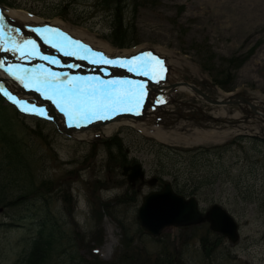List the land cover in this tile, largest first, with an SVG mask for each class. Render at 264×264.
Here are the masks:
<instances>
[{"label":"rangeland","instance_id":"1","mask_svg":"<svg viewBox=\"0 0 264 264\" xmlns=\"http://www.w3.org/2000/svg\"><path fill=\"white\" fill-rule=\"evenodd\" d=\"M100 2L0 0L43 22L59 21L112 51L162 50L168 91L149 96L152 113L140 123L147 131L160 127L166 140L127 125L107 136L95 130L86 139L70 138L55 124L20 116L1 101L0 115L26 144L36 190L18 200L15 186H2L0 264H14L27 248L30 219H46L56 233L46 264H93L95 256L102 264H264V117L253 115L241 99L212 106L177 90L188 83L212 99L243 93L264 107V0L126 1L122 18L135 38L121 49L109 36L114 13ZM217 111L225 114L215 117ZM208 115L233 124L211 122ZM229 128L239 132L217 142L194 141L195 131ZM112 136L123 145L125 165L144 172L132 187L103 144ZM151 179L153 186L147 184ZM166 183L195 197L202 213L222 206L238 224L239 241L232 245L207 224L166 228L157 238L143 233L136 220L142 198Z\"/></svg>","mask_w":264,"mask_h":264},{"label":"snow or ice","instance_id":"2","mask_svg":"<svg viewBox=\"0 0 264 264\" xmlns=\"http://www.w3.org/2000/svg\"><path fill=\"white\" fill-rule=\"evenodd\" d=\"M4 17L0 15V21H3ZM46 31H51L52 33H59V29H45ZM18 31V30H17ZM37 34H41L39 30L33 29ZM3 33V25L0 24V34ZM61 35H65L61 33ZM70 39V38H69ZM45 42L49 41L45 39ZM74 44L80 45L79 41H75ZM52 47H57L56 44H51ZM25 49H28L25 53ZM0 51L10 52V51H19L20 56L25 54L29 56H38L40 55L37 52V45L35 41L25 40L23 45H16L13 41V47L9 48L0 44ZM64 55H76L74 52L64 51L61 49ZM84 51H91L84 47ZM95 56L103 57V53H95ZM142 57L144 59H142ZM47 60V57H41ZM78 59H86L83 55H78ZM136 61L135 66H132V62ZM55 63L56 61H50ZM92 63H103L105 65L113 66H124L122 61H115L108 58H103L101 61L92 60ZM129 71H136L137 74L150 77L152 72L155 71V66L158 65L160 70L166 72L167 69L164 67V62L156 57L151 52H144L138 56L132 57L129 61ZM38 67L43 68V65ZM67 67L72 68L73 65H67ZM75 67H79L76 65ZM0 68H3L14 80L18 81L25 88H34L39 90L41 87L45 88L52 95L46 96V99L53 100V103L64 112L66 116H70L79 121V119L88 120L91 122L92 119L95 120H106L111 118V114H116L118 110L122 111H132V109L140 106L141 97L143 93V81L137 82L136 84L130 83L129 81L121 80H109L103 81L97 79L95 82L85 79L71 78L67 80H61L55 74L49 73L47 78L41 79L40 76L35 72H29L26 69H23L20 65L10 66L8 68L4 67V61L0 60ZM15 70H11V69ZM101 71H106V69H101ZM64 76L68 77V73H63ZM163 79L161 75L159 77ZM0 94L6 96L13 104H15L20 111L29 112L30 109L23 106V102L18 101L10 92L6 89L0 87ZM54 97H59L60 101L54 99ZM139 115V112L135 113ZM79 126V124H77Z\"/></svg>","mask_w":264,"mask_h":264},{"label":"trees","instance_id":"3","mask_svg":"<svg viewBox=\"0 0 264 264\" xmlns=\"http://www.w3.org/2000/svg\"><path fill=\"white\" fill-rule=\"evenodd\" d=\"M100 1L102 7L108 8V10H111L110 12L114 13L109 36L114 46L122 48L135 38L134 29L125 23L122 18L125 2L129 0ZM231 62L233 63V60ZM237 62L240 64L241 61ZM216 84L223 90L229 89L225 81H216ZM38 127L40 126L38 125ZM103 144L108 148L110 156H113L117 163L121 165L128 163L125 150L119 139L113 136L104 141ZM25 145L22 138L18 137L17 133L13 131L12 123L0 115V204L6 198V195H4L5 189L2 186L7 183L10 189L15 186L17 191L21 193L17 197L18 200L25 198V196L36 190L30 165L24 155ZM18 200L9 205H16ZM26 223L28 224L27 231L32 232V237L28 240L27 248L24 249L14 264H46L54 252V246L52 249V245L56 240V233L46 225V219L39 221L30 219ZM205 253L208 255V251ZM92 262L93 264H101L96 258ZM73 264L76 263L73 262Z\"/></svg>","mask_w":264,"mask_h":264},{"label":"bare ground","instance_id":"4","mask_svg":"<svg viewBox=\"0 0 264 264\" xmlns=\"http://www.w3.org/2000/svg\"><path fill=\"white\" fill-rule=\"evenodd\" d=\"M0 15L4 17L3 26L6 30H10L14 32L18 37H20V40H32L35 41L37 45V52L40 54L38 56H34L32 58L30 57H22L20 58L17 56V54L14 52L12 55H2L0 54V60L2 61H9V59H19L20 61H36L38 62L39 59H42L44 52H49V48L45 47L42 43L44 40V35L42 34H35L33 29H37L40 31V33L43 34H54L56 35L57 33H52L51 31H46L45 29H59L60 32H67L68 35L73 37L76 40H79L83 42L86 45H90L94 49H99L103 50L107 53L109 56H120V57H129L132 56L133 54L136 53H141L142 50H145L144 48H135L133 50L129 51H112L108 47L101 46V44L94 42L90 37H86L82 32H75L72 30H65L64 25L59 22V21H47L43 22V20L39 19L36 16H33L32 14L22 11V10H15V9H5V8H0ZM18 30V31H17ZM59 32V33H60ZM37 33V32H36ZM101 47V48H100ZM154 52L160 54L161 56L164 54V52L160 49H154ZM49 59V58H48ZM47 59V60H48ZM45 60V62L47 61ZM67 59L62 60L61 63L55 64L56 66L54 67L57 70H61L64 72V68L66 71L71 70L66 66ZM63 65V67H62ZM169 65V63H168ZM167 81H160L159 79H155L150 85L149 89L155 90V91H160V92H166L168 90L167 86ZM0 84L2 87L8 89L9 91H13L17 88H20V83L16 80H11L8 77H5L1 72H0ZM179 91H184V92H192V90L188 86H179L177 88ZM147 94H148V87L146 89ZM150 93V92H149ZM146 94V95H147ZM143 103V101H142ZM149 102H146L144 107H141L138 109V111H134L133 113H129L128 111H125L124 113L117 114L113 116L111 119H108L107 122L105 123H92L89 124L86 128L79 129L78 131L76 130H69L68 133L76 138H89L91 135L90 131L93 127L97 128L104 136L109 135L112 133L114 130L119 128L121 125H128L134 128H138L142 133L149 134L151 136H154L155 138H158L160 140H166V132H164L160 127H154L150 131H147L146 129L142 128L141 126V121L139 120V117H142L141 120L145 121L150 119V115L152 112V107L148 106ZM141 105V103H140ZM139 112V115H136L135 113ZM225 114L224 111H217L214 112L213 115L215 117L223 116ZM91 128V129H90ZM195 138L194 141L196 143H201V142H217L220 141L221 139L225 138L226 136L229 135H235L239 132L238 129L236 128H229L226 130H223L221 132L217 131H212V132H201V131H195ZM211 140V141H208ZM113 243L110 244V248H112Z\"/></svg>","mask_w":264,"mask_h":264},{"label":"water","instance_id":"5","mask_svg":"<svg viewBox=\"0 0 264 264\" xmlns=\"http://www.w3.org/2000/svg\"><path fill=\"white\" fill-rule=\"evenodd\" d=\"M205 99L214 105L237 104L233 97L221 101L206 97ZM249 100L245 98L242 102L250 104ZM122 174L127 177L131 187L135 181L143 178L138 165L124 167ZM155 181L151 180L148 184L153 185ZM137 220L141 228L153 237L159 236L163 229L170 226L188 227L208 222L211 231L221 234L231 243H236L239 239L237 224L220 206L213 205L202 216L198 211L196 200L194 198L186 200L178 196L172 191L170 184H165L161 191L150 193L143 198L137 212Z\"/></svg>","mask_w":264,"mask_h":264}]
</instances>
